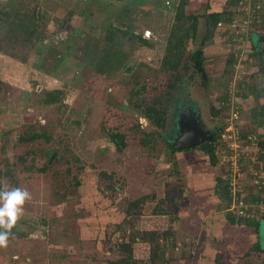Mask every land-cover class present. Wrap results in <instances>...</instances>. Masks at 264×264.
<instances>
[{
  "label": "rangeland",
  "instance_id": "1",
  "mask_svg": "<svg viewBox=\"0 0 264 264\" xmlns=\"http://www.w3.org/2000/svg\"><path fill=\"white\" fill-rule=\"evenodd\" d=\"M252 1L244 0L243 5L235 7L233 23L220 26L206 42L205 72L191 82L184 73L177 87L181 86L183 91H172L173 102L186 100L185 103L194 106L209 130L223 129L218 142L223 162L209 172L213 179L207 184L210 186L203 184L201 189L195 182L200 170L205 169H200L202 163H193L205 160L200 151L171 154L168 149L174 103L167 112L164 129L152 125L144 113L146 104L157 99H162L167 110V85L172 79L160 71V62L175 24L171 3L0 0V16L1 11L13 17L18 12L25 24L28 22L25 13L39 15L34 33L31 28L16 27L9 32V26L0 33V188L20 187L32 196L23 205V214L8 244L0 246V264L117 261L124 256L120 252L121 243L128 241L132 232L127 231L123 238L115 235V227L105 225V216L110 215L109 210L116 213L121 201L139 198L146 202L144 217L139 220L141 230H167L175 213L185 214L186 222L199 223L198 235H191L195 238L180 231L176 232V238L166 242L172 246L176 240L178 247L167 249V258H181L182 241L192 254L196 253L188 262L180 260L173 264H216L213 258L218 249L214 244L221 240L225 243L218 244V264H264V253L251 251L246 245L244 237L250 240L255 233L245 226H226L225 200L218 201L216 210L211 207L218 200L211 195L212 184L229 171L241 198L264 189V185L260 187L254 182L264 179V153L260 148V143H264V124L259 125L251 116L253 108L264 104V65L254 59L244 60L249 55L251 35L264 37V25L255 24L259 12L255 18L251 16ZM207 5L206 0H189L187 8L188 14H200L198 44L207 33L206 19L202 17ZM125 6L131 7L129 14H125ZM122 14L127 28L141 35L145 30L153 33L149 46L132 49L119 35L116 42L125 51L115 53L108 48L107 29L110 23L120 25ZM68 18L70 29L62 26ZM61 26L69 34L77 35L58 41ZM227 29L234 35L241 34L236 45L229 42V34H222ZM258 46L263 49L264 43L259 42ZM195 49L190 40L185 62L190 61ZM232 54L236 61L229 65ZM57 89L64 92L62 101L43 105L45 94ZM252 91L258 96L256 99L236 97L238 92ZM227 93L232 101L222 106L219 98ZM213 107L222 108V113L215 116ZM235 111L240 115L237 132L239 129L240 135L246 136L240 142L235 141L231 131ZM115 130L127 136L128 143L122 151L111 138ZM143 131L150 134L152 143L148 146L140 144V138L145 137ZM35 134L42 136L32 139ZM249 136L255 139L249 142ZM175 161L179 164L178 171L173 166ZM255 176L258 177L253 179ZM162 199L165 201L161 202ZM158 203L167 216L152 215L153 206ZM251 206L248 208H255ZM262 207L255 208V214L264 220L260 215L264 212ZM205 249L208 258L199 253ZM133 254L142 264L151 261L147 243H133Z\"/></svg>",
  "mask_w": 264,
  "mask_h": 264
},
{
  "label": "trees",
  "instance_id": "2",
  "mask_svg": "<svg viewBox=\"0 0 264 264\" xmlns=\"http://www.w3.org/2000/svg\"><path fill=\"white\" fill-rule=\"evenodd\" d=\"M9 1V0H8ZM116 2H124L126 0H114ZM244 0H227L226 4L222 7H212L210 0H208V5H207V10H205V13L202 15L206 19V25H207V33L205 37L201 40V42L198 44V27H199V19H200V14H188L187 8L189 5V0H179L176 9H175V24L171 33V36L169 37L168 40V46L167 50L165 53V56L162 58L160 62V71L167 74L169 77H171L172 81L167 85L168 87V98H167V111L166 107H163L162 105V99H157L154 101L153 104L147 105L144 107V113L145 117L147 120L154 126L158 127V129H164L166 126V113L169 110V107L172 106L175 108V114H173V122L176 124L177 118L181 112H183V107H182V102L180 101H175L173 102V97L172 96V91L174 89H178L177 92L183 91V89L180 90V87H178V83H180L181 79L184 77L186 74L189 76V82L194 81L196 76L202 75L205 72V54H204V46L206 45V42L214 37V31L221 29L220 26H225L228 25L230 26L234 18L233 16L235 15L236 11L234 10L235 7L241 6L244 4ZM264 0H253L252 4L249 5L250 9H253L252 17L255 18L256 14H259L255 20V24H260L264 25V12H261L260 10L263 8V3ZM124 9L126 10L125 14H129L128 10L131 9L129 6H125ZM3 16H0V33H3V30L9 26V32L13 31V27L16 28H22V30L28 28V29H33V33L35 32L37 27V22L39 20V15L38 12H34L32 15H28L25 13V18L27 19L28 22L23 24L22 19L20 20V15H18V12L14 14L13 17L11 13H7L5 11H1ZM121 20L120 25L110 23L108 27V32L106 36V44L108 48H110L113 52L118 53L120 50L125 49L121 47L119 49V46L117 44L116 38L121 35L124 37L131 45L132 49L134 47H138L139 45L141 46H149V39H146L144 37V34H139L136 31H133L131 27L127 28L125 26L124 14L122 16H119ZM250 18V16L248 17ZM252 18V19H253ZM30 20V21H29ZM69 20V21H68ZM68 20L64 23H62V26L66 25L67 29H70L69 23L71 21V18H68ZM128 23L130 20H127ZM188 24V26H186ZM61 26V27H62ZM125 27V28H124ZM225 28V27H224ZM62 32L59 33L60 36H62L61 40L58 39V41L63 42L69 37L74 38L75 34H69L66 30H63V27L61 28ZM127 29V30H125ZM229 34V42L232 43L233 45H236L240 39H237L241 34L234 35L233 32H231L230 29L225 30L222 32V34ZM236 34V33H235ZM238 36V37H237ZM248 37V36H247ZM245 37V39H247ZM57 39V38H56ZM192 41L196 45L195 51H193L190 55L189 62H185V55H186V50H187V44L189 41ZM248 40V39H247ZM60 42L57 44H60ZM249 44V55L245 57V61L249 62L251 59H254V62H260L261 64L264 65V48L259 49V37L257 40V35L252 34L251 38L248 42ZM109 54V53H108ZM114 57V54H109V57ZM111 59V58H110ZM236 58L234 57V54H232L231 59L229 61V65L232 63H235ZM114 65L116 62H113ZM185 73V74H184ZM207 81L205 82V84ZM252 90L251 88H249ZM175 90V91H176ZM64 96L63 90L57 89V90H52L49 91L45 94L42 104L43 105H54L58 104L62 101ZM238 98H242L245 100H248L250 97H253V99H256L258 96L254 91L249 92V93H243L240 94V92L237 93ZM219 101L221 102V105L224 106L228 103H231V98L229 93L224 94L222 97L219 98ZM239 109V108H238ZM237 109V110H238ZM212 113L217 116L222 113V108L221 109H216L212 108ZM251 116L253 119H255L259 125L264 124V104L253 108L251 110ZM168 121V118H167ZM174 124V125H175ZM138 130H140V126L137 124L136 125ZM177 126V124L175 125ZM223 128V127H222ZM219 134H215V136L207 143L200 145L199 147L193 148V150L200 151V154L204 157L205 160H199L195 161L193 163L198 164L202 163L200 169H205V170H200L201 175L198 176V180H196L195 184L199 185V188L203 189V184L208 188L210 185H207L210 181L213 179L210 177V171L211 169L212 172L215 171L218 163L221 161L223 162L222 159V154L220 152V149L218 147V142L221 139V132L222 130L219 129ZM116 132H113L111 135V138L113 142L116 144L117 149H120L122 151V148H125L128 143L127 136L125 133L119 132L115 130ZM143 134H145L144 138H140V144L142 146H148L150 143H152V140L149 138L150 134L146 133L143 131ZM153 136V134H151ZM171 135V132H170ZM173 135V134H172ZM242 135V134H241ZM241 137H246L244 135ZM42 135L35 134L31 138L36 139L41 137ZM49 140V138H47ZM170 138H167V143L169 142ZM261 147L263 149L264 153V143H260ZM168 149L171 154H174L176 152H189L191 149L188 150H174L172 146L168 143ZM229 151L230 148L228 147ZM201 158V156L199 155ZM202 157V159H203ZM199 158V159H200ZM263 158V156H262ZM23 160V158H22ZM227 163H231V160H227ZM174 168L177 170L179 168V164L177 161L173 162ZM208 167V168H207ZM230 172V171H229ZM229 172L226 173V176L224 177H218L216 182L212 184L213 190H211V195L218 197V200L214 201V204L211 205L214 210L217 209L218 206V201L219 200H225L226 207L224 208L226 210V215L224 214L225 222L227 227H232V228H237L241 226H245L246 228L252 230L255 235H253V238L248 240L249 238H246V245L247 248H251V251L257 252V253H264V245L261 240V234L264 228V220H261L259 217L256 216L257 210L255 208H246L245 206L248 204H253V205H259L264 202V197L262 196L264 189L259 191L257 194H249L246 197L240 198L236 197L237 202H234V196L232 195L231 192V180L232 176L229 175ZM180 173V172H177ZM107 176V174H103ZM210 177V178H209ZM258 177V176H257ZM256 176L253 179L257 178ZM256 180H254L255 182ZM260 184L259 186L264 182V179H259ZM202 185V186H201ZM111 187V186H109ZM237 187V185H236ZM244 188V186H243ZM200 189V190H201ZM119 192V191H117ZM240 193V192H239ZM240 195V194H238ZM211 196V197H212ZM222 198V199H221ZM146 199V198H145ZM165 201V199H162L161 202ZM241 201L242 206H241ZM144 200L143 199H136V200H130V201H121L118 205L117 212L112 213L109 210V207L107 210H109L110 215L107 217L105 216L106 220H104L105 225L107 226H114L115 227V235H121L125 236L127 234V231H131L132 233L129 234L128 241L123 240L120 246V252L124 255L122 258L118 259L117 261H112L110 264H142V262L137 261L134 259V254H133V243L135 242H143L147 243L150 247V262L149 264H173L176 261H184L188 262V260L193 259L196 256V253L192 254L191 248L188 247V244L186 242H183L182 246V256L179 258V260L171 257H166L167 256V249H178L177 247V242L174 240L173 245L167 244L166 242L169 239H174L176 238V232L178 233H183L186 235H189L187 237H192L198 235V229H199V223L195 222H186L185 221V214H173L172 218L170 220L169 226L167 230L164 231H159V230H141L138 228L139 226V220L144 217ZM147 203H151L148 201ZM237 203L238 206H241L242 211H243V216H240L238 214L231 213L229 211L232 206ZM154 204V203H152ZM160 210V211H159ZM163 212H165L163 210ZM162 210L160 209V203L156 204L153 206L152 209V215L155 216H160L164 215L167 216L163 213ZM159 213H162L159 215ZM261 216L264 215L260 213ZM263 226V227H262ZM181 231V232H180ZM251 236V234H250ZM119 237V236H118ZM195 238V237H192ZM163 243V245H162ZM206 243V242H205ZM223 243H225L224 240H221L218 242V244L221 246ZM218 244H214L216 249L219 250ZM205 245V244H204ZM164 248V250H162ZM206 248V245H205ZM186 249H189L188 252H186ZM215 253L213 261L214 263L218 264L219 257V252ZM207 249L205 250H200V255H204V253H207ZM248 254H245L247 256ZM205 257L208 258L207 255H204ZM201 258V257H200ZM180 261V262H181ZM212 261V262H213ZM201 262V261H200ZM202 262H205L202 260Z\"/></svg>",
  "mask_w": 264,
  "mask_h": 264
},
{
  "label": "clouds",
  "instance_id": "3",
  "mask_svg": "<svg viewBox=\"0 0 264 264\" xmlns=\"http://www.w3.org/2000/svg\"><path fill=\"white\" fill-rule=\"evenodd\" d=\"M32 199L31 193L24 188H0V246H6L12 229L23 214V205Z\"/></svg>",
  "mask_w": 264,
  "mask_h": 264
},
{
  "label": "water",
  "instance_id": "4",
  "mask_svg": "<svg viewBox=\"0 0 264 264\" xmlns=\"http://www.w3.org/2000/svg\"><path fill=\"white\" fill-rule=\"evenodd\" d=\"M214 136L215 134L210 133V131L198 128L196 122L193 127L189 123L183 128L180 126V134L178 135L176 142L171 144V146L176 151L193 149L211 140Z\"/></svg>",
  "mask_w": 264,
  "mask_h": 264
},
{
  "label": "flooded vegetation",
  "instance_id": "5",
  "mask_svg": "<svg viewBox=\"0 0 264 264\" xmlns=\"http://www.w3.org/2000/svg\"><path fill=\"white\" fill-rule=\"evenodd\" d=\"M257 37H259V42H263L264 43V37H260L257 35ZM186 100H184V102H182V107H183V112H181L177 118V126H175L176 124L172 121V126H171V134H173L171 137H170V140H169V144H173L172 142L175 140H177V137L178 135L180 134V126L181 128L185 127L187 124H191V126L193 127L195 122H196V125H198V128H202V130H205V131H210V133L212 134H219V130H209L206 125L204 124V122L201 120L198 112L196 111V108L192 105H189L187 103H185ZM191 104V103H190ZM167 111V110H166ZM167 115V113H166ZM166 117V116H165ZM181 119H182V122H181ZM166 120H167V117H166ZM196 120V121H195ZM182 123V124H181ZM175 124V125H174ZM195 130V129H194ZM210 141V140H209ZM207 141V142H209ZM205 142V143H207ZM204 143V144H205ZM12 232H13V229H12Z\"/></svg>",
  "mask_w": 264,
  "mask_h": 264
},
{
  "label": "built area",
  "instance_id": "6",
  "mask_svg": "<svg viewBox=\"0 0 264 264\" xmlns=\"http://www.w3.org/2000/svg\"><path fill=\"white\" fill-rule=\"evenodd\" d=\"M144 37L146 38V39H150L151 37H153V33L150 31V30H145V32H144ZM61 38H62V36H60V34H58V37H57V39H59V40H61ZM235 108V107H234ZM239 112L238 111H235V112H233V114H232V120L234 121V123L232 124L234 127H232L231 128V131H233V133H234V139H235V141L236 142H240L241 141V138H240V133H239V129H238V132H237V127H236V121L238 120V118H239ZM222 136V135H221ZM234 139H228L229 141H233ZM255 138H252L251 136H249V138H248V140H249V142L251 141V140H254ZM224 141H226V140H224ZM255 182H257L258 184H260V181H258V180H256ZM262 185H264V182L260 185V187H262ZM231 187H232V189H231V192H232V195L234 196V202H237V200H236V197H239V196H241V193H239V190H238V187H236V183L235 182H233V180H231ZM238 194H240V195H238ZM246 197V196H245ZM241 198V197H240ZM243 198V197H242ZM242 201H241V206H242ZM249 205H250V207H252L251 205H253V204H248V205H246L245 207L247 208V207H249ZM263 205V207H262V209L264 208V202L263 203H261V204H259V205H254L255 206V208L256 209H260V206H262ZM241 206H238V204L237 203H235L233 206H232V208H230L229 209V211L231 212V213H234V214H238V215H240V216H243V211H242V207ZM260 212V211H259ZM260 213H262L263 215H264V212H260Z\"/></svg>",
  "mask_w": 264,
  "mask_h": 264
},
{
  "label": "crops",
  "instance_id": "7",
  "mask_svg": "<svg viewBox=\"0 0 264 264\" xmlns=\"http://www.w3.org/2000/svg\"><path fill=\"white\" fill-rule=\"evenodd\" d=\"M226 1L227 0H210V3H211L212 7H222L226 4ZM167 2L171 3L170 7H172L173 9H176V6H177L179 0H167ZM206 2L208 3V0H206Z\"/></svg>",
  "mask_w": 264,
  "mask_h": 264
}]
</instances>
